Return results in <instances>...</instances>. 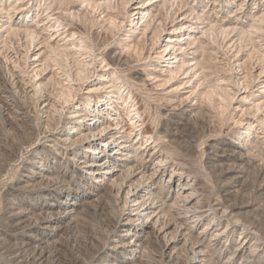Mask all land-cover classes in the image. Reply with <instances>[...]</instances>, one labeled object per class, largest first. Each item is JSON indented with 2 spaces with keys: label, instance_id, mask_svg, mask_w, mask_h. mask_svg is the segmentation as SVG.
<instances>
[{
  "label": "bare ground",
  "instance_id": "obj_1",
  "mask_svg": "<svg viewBox=\"0 0 264 264\" xmlns=\"http://www.w3.org/2000/svg\"><path fill=\"white\" fill-rule=\"evenodd\" d=\"M9 1V19L4 21L6 6L0 0V63L9 68L8 73H0V81L5 83L0 86L1 110L4 124L22 138H16H21L17 149L0 172V204L4 203L6 222L0 227V239L14 244L18 253L29 252L25 264H44L50 256L60 255L58 245L63 238H73L78 219L86 218L84 213L93 209L98 214L109 212L110 220L106 229L85 238L94 252L91 248L93 255L81 264H144L150 261L152 250L161 264H255L262 260L264 232L249 218L255 202L237 199L238 191L247 190L251 167L264 175V153L255 154L250 141L258 139L256 133L252 135L255 125L229 146L228 155L236 162L230 166L232 181L216 196L207 197L197 171L181 163L180 157L181 161L174 160L165 140L169 130L164 128L161 134L145 130L143 107L134 91L141 88L153 94L178 82L182 75L189 77L185 83L190 85L195 78L199 83L190 89L195 102L190 96L180 98L183 85L170 89L174 95L167 92L163 96L168 102L166 114L173 112L177 118L172 120V129L180 121L189 124L200 113L204 102L196 99L201 97L221 93V106L231 108L240 90L249 91L264 77V52L254 40H264V9L259 6L245 12L241 6L237 14L240 18L244 12L241 25L230 19L208 20L205 25L207 17L196 7H187L186 0H70L66 4L60 1L58 7H53L56 0H41L37 7L35 0ZM253 1L257 5L264 0ZM16 11L17 18L12 20ZM90 14L99 27L103 24V33L120 34L115 46L98 47L95 42L101 39L96 41V32L95 42L92 34L87 35L92 28L85 32L88 24L84 20ZM219 34L224 39L222 53L225 57L231 54L235 65L231 64L232 69L226 64L233 70L230 76L216 74L213 80L207 69L213 57H207L203 44L215 42ZM148 41L151 48L146 51ZM130 56L138 63L144 58L145 65L123 68ZM256 68L259 73L254 72ZM232 84L238 93L229 89ZM83 88L85 95L81 94ZM103 89L106 93L95 99L92 92ZM262 91L251 102L247 95L241 96V117L264 113ZM121 101L130 111L129 125L121 118ZM150 145L154 149L147 154ZM58 156H62L59 161ZM209 158L211 166L219 160L218 156ZM169 162L174 164L165 178ZM204 220L208 221L198 230ZM238 227L241 231L235 240ZM234 242L233 253L226 257Z\"/></svg>",
  "mask_w": 264,
  "mask_h": 264
},
{
  "label": "rangeland",
  "instance_id": "obj_2",
  "mask_svg": "<svg viewBox=\"0 0 264 264\" xmlns=\"http://www.w3.org/2000/svg\"><path fill=\"white\" fill-rule=\"evenodd\" d=\"M3 1H4L3 2L4 3L3 6L4 7L6 6V9L2 13V15H3V20L6 21V20L9 19V15L7 14V11L11 7L10 6L11 2L9 0H3ZM40 1L41 0H35L34 7H37ZM60 1H61V3L64 2L62 4H66V3L71 2L72 0L71 1L70 0H63V1L62 0H56V2L54 1L55 3L53 4L54 5L53 7L60 6ZM74 1L75 2H80L81 0H74ZM186 1L189 3V5L187 7H189V6L196 7L197 8V12H200V14L202 13L204 18L207 17V23H205V25L208 24L209 21H213V22L214 21L215 22H217V21H219V22H228L230 20H231L230 22L233 23V24L240 22V25H241V23L244 20V18H242V15H244V12L241 13V15H240L241 17L240 18L237 16L239 11L242 10L241 6H243V7L245 6L243 8V10H245V12L253 11V9L258 10L259 6L264 9V1L262 3H258L259 5L258 4L255 5L253 0H246L245 2L243 0H228V1L227 0L226 1L225 0L224 1H220V0H217V1L216 0H186ZM242 3H245V4L241 5ZM84 4H86V3H84ZM187 7L185 6V8H187ZM17 14L18 13L16 11L14 13V16H13L12 20H15L17 18ZM91 16L92 15L90 14L86 18L88 19V17L90 18ZM93 17L94 16H92L89 20H87L86 18L84 20V21H86L85 24L86 25L88 24L87 25L88 27L84 25V27H87V29H88V31H87V29L85 28L86 29L85 32L92 31L90 33H87V35L91 36V34H92V36H93L92 38L94 40L95 39V37H94L95 34L94 33L96 32V35H95L96 39H97V40L95 39L96 41H98L100 39L101 40L102 39L103 40H107V41H105L106 43L103 40L102 41L100 40V42L98 41L96 43L95 40H94L96 45L100 44V46H98V47L105 48L104 46L106 45V47H107L106 49H110V47H112V45L115 46L117 44V42H118V41H116V39L117 40L119 39L120 34L117 31H114L115 33L116 32L118 33V34L116 33L115 34L116 36H115L113 31L111 33L108 30L107 31L111 33V34L109 33L110 35L108 34V32L107 33H103L105 31V30L103 31V29H102L103 28L102 27L103 24L101 23V27H99L100 26L99 23L97 21H95L96 18H93ZM92 20H94L95 23H94V21L91 22ZM220 20H222V21H220ZM171 22L172 21L169 20V26H171L173 24V22L172 23ZM244 24H246V22ZM205 25H203V26H205ZM93 28H94V30H93ZM4 34L6 35V32H4ZM117 35H119V36H117ZM171 35H173V34H171ZM200 35H201V33L198 34V36H200ZM221 36H222L221 34H219V36H216L217 37L216 38L217 42L215 41V42L212 43V40H211V43H207L206 42V43L203 44L204 48L206 49L205 53H208L207 57H211V58L213 57L214 58V59L212 58L210 61L207 62L208 63L207 64V66H208L207 69H209V71H211L212 74L210 76H211V78L213 80L217 79V77H218L217 75H222V74L225 75L226 74V75L230 76V74L233 73V70H232L233 67L231 66V64L235 65L234 61H233L235 58L232 57L231 54L228 55V57H225L224 53H222L223 52L222 46H223V40L224 39ZM254 40L256 41L255 43H260V45L259 44L258 45L261 46L260 49H262V51L264 52V40L261 41L258 38H254ZM102 42H104L105 44L102 43ZM150 43L151 42H149V41L147 42L146 51H149V49L151 48V46H150L151 44ZM10 45H11V43H10ZM108 46H110V47H108ZM248 47H250V46H248ZM216 51H217L218 54L216 53ZM200 52L202 53V50L199 51V55L201 54ZM133 55H135V53ZM144 55L147 56V54H144ZM131 56H130V60L128 61L129 64L127 63V64L122 65L123 68H125V69L126 68H130V69L132 68L133 69V66L134 67L136 66V68H134V69H137V68H141V67H143L145 65L144 64L145 63V61H144L145 59L143 57H141L143 59H140L141 61H139V63H138L137 61L135 62V60L138 58V57H136L137 55H135V57H133V58H135V60ZM131 58L133 59L132 62H131V60H132ZM2 63L4 64V62H2ZM2 63H0V67L3 66ZM136 63H138V64L136 65ZM226 64H230V67L232 69L229 67V65L226 66ZM4 66H6V63L4 64ZM127 66H129V67H127ZM212 68H213L214 71L212 70ZM0 70H1L0 73L3 74V73H6L9 70V68L6 66L4 68L2 67V69L0 68ZM254 70H255L254 72L259 73L257 68L254 69ZM224 72H227V73H224ZM95 78L96 77H94V79ZM187 78L189 79V77H184L182 75L180 77V79L177 80L178 82L175 81V82H172L171 84H169L170 86L169 85L165 86L164 87V90L166 89L165 91L163 89L154 90L153 91V92H155V93H153L154 95L151 94V93H147V91L145 89H141V88L139 89V91H138V88H136V90L134 88V90H135L134 93L136 92L135 95H136V97L138 99L137 101H139V104L141 105V108L143 107L144 119H146L145 122H144L145 130H147L149 132H154V133H157V134H161V132L165 130L164 128H167L169 130V132H170L168 134L169 136L166 137V139L165 138H163V139L166 140V144H168V147H169L168 149H172L173 150L172 153H173V156H174V160L175 161H181V159H182L184 161L181 162V163L186 164L187 167L189 166L190 170H192V169H193V171L196 170L198 177L200 176L199 177V182L202 184V186H203V188L205 190V194L207 195V197L216 196L218 194L219 190H222L223 188H225L224 184H226L228 181H229V183L232 181L231 179H232V177L234 175L232 167L235 166L236 162L233 159V157H230L228 155L229 154V152H228L229 146H230V144L235 143V140H240L239 137H241L243 133H245L247 130L250 129L249 127H250L251 124L255 125L254 129H251L253 131L252 135L254 136L255 133L258 135V137H257L258 139L255 140V138H251L252 140H250L251 144H253L252 151L255 154H257V155L260 154V156L264 153V123L262 122V121H264L263 120L264 119V113L261 114V112H258V114H254L252 112V114L250 113L249 115L247 114V115H244V116L241 117V115H243L242 114L243 112L241 110L242 107H243V105H242L243 103H241V98H242L241 96L247 95L248 96L247 97L248 98L247 101H250V102L254 98V96H255V98L261 97V95H263V91L262 90H264V88L262 87L264 85V77H262V76L259 77L260 79L256 80L254 82V84H252V86L249 88L250 90L247 91V92H244V90H240L239 93H238L237 89L234 88L233 84H232L233 86L229 85L228 86L229 89H232L231 90L232 92H237L238 94H237L236 98L234 99V101L232 103V107L231 108L227 107V110H226V107L221 106V104H222V99H221L222 95H221V93L212 95V98L206 97L207 100H206L205 97H203V99H201L202 97L199 98V99H196V101L197 100L198 101L201 100L200 101L201 103H202V101L204 103H207V104L209 103L208 105L202 103L203 104L202 108L203 107L204 108L203 109L201 108V110H203L204 112L200 110L199 112L201 114L200 113L197 114V116L194 117L192 119V121L189 122V124L188 123L187 124H183L180 121V123H177V125H176L178 127L176 129H172L173 128L172 127L173 126L172 125V120L174 121L177 118L175 117L176 115H174L173 112L169 113L168 115L166 114L165 108H167L168 102L166 101L165 98H163V96L165 97V95L168 94L167 92L172 90L171 89L172 87L175 88L178 85H181L180 87H182V85H183L182 90H181L180 98H184V97H189L190 96V99H193L192 101L195 102V99H194V97H195L194 95L195 94H193L192 97H191L190 93H191L192 89L193 90L196 89V86L198 85L199 82H195L196 79L194 78L193 81L191 82L192 83L191 85L190 84H186L185 82H186V80H188ZM95 82H97V79H95ZM4 85H5V83L3 81H0V86H4ZM88 85H90V84H88ZM93 86H95V85H93ZM136 87H140V86L137 85ZM85 91H86V88H83V90H82L83 93H81V94L85 95L84 94V93H86ZM105 91L106 90H104V89L102 91H94V92H92V95H93V97L95 99H98L99 96H101L102 94L106 93ZM164 92H165V94H164ZM20 93L22 95V92H20ZM157 93L159 95H157ZM155 95H156V97H155ZM170 95H174V94L170 93ZM161 96H162V98H160ZM162 99H164V100H162ZM175 99L178 100V98H176V97H175ZM159 100H161V101H159ZM219 100H221V101H219ZM123 103H124L123 101H121V103H118V107L120 109L121 118H122V120H124V124L125 125H129L128 124V122H129L128 120H129L130 111H129L128 108L122 107ZM215 103H218V104H215ZM3 105H4V103L2 102V98L0 96V132H1L0 133V136H1V138H0V172L6 166L7 162L9 161L10 153L12 151H15V149H17V145H18V143L20 142V140L22 138V134L19 133L16 129L13 128L14 129L13 130L11 127L9 129V126L4 124L5 123L4 112H2V110H1L3 108L2 107ZM31 106H32L31 108L33 110V107H34L33 104ZM237 107L239 108V110H234ZM211 114L214 116L213 119H212V115ZM104 115H105V117L108 116L107 114H104ZM168 122H170V124ZM23 127H25V126H23ZM25 130H28L27 132L30 131L29 129H25ZM5 131H7L8 133L5 132ZM255 131H257V132H255ZM12 132L16 134L15 135L16 137L14 136V134ZM9 133H10V135H8V137H6L5 134H9ZM17 134H18V136H17ZM19 135H21V136H19ZM19 137H21L20 140L16 139V138H19ZM13 138H14V140H13ZM173 138H175V139H173ZM1 140H3V141H1ZM11 141H13V142H11ZM11 143H15V144H11ZM208 144H214V147L211 148ZM13 145L15 146V148L11 149V148L14 147ZM214 148H215V150H214ZM217 148H219V149H217ZM152 149H154V146L150 145L148 147V149H147V154ZM218 154H220V156ZM223 154H224V156H223ZM210 156H218V158H219V160L217 162H214L215 163V164H213L214 167L211 166L212 163H209L210 162V158H209ZM61 157L62 156H58L57 160L58 161L61 160L62 159ZM216 163H217L218 166L216 165ZM173 164H174V162H169V165H168L169 167H168L167 172H166V174L164 176L165 178L170 175L171 168L173 167ZM220 164H221V166H220ZM230 164H232V165H230ZM152 166H154V165L152 164ZM228 166H229L230 170H229ZM230 166H232V167H230ZM221 167L224 168V171H225V169L227 171H225V173H224L223 172V168H221ZM220 170H222V171L220 172ZM253 170H255V171H253ZM222 172L224 174H222ZM252 173H253V175H252ZM259 173L260 172L258 171L257 168L251 167L250 168V172H249L248 186L246 188L247 190L246 191H244V190L243 191L242 190L238 191L240 195L235 193L234 197L237 198V195H239L238 198H237L239 201H242L244 199L245 200L248 199V201L252 202L251 203L252 205L255 202L254 203L255 204L254 206L256 208L254 210L255 213L251 212V213H254L253 215L251 213H249V218H252L253 222L258 227H260V229H262L260 231V233L262 234V231L264 232V210H263L264 209V190L261 189V186L264 183V175L261 174V173L259 174ZM95 178H97V177H95ZM224 181H226V182H224ZM229 183H227L226 185H228ZM250 184H251V186H250ZM221 185H222V187H221ZM220 187H221V189H220ZM3 204H4L3 202H2V204H0V227L1 228L6 225V222L4 220L3 208H2ZM257 205H259V206H257ZM90 210H91V212H90ZM90 210H89V212L86 213L87 215L84 213V217H86V218H83V215H82L81 218H83L84 220L81 219V218L78 219V220H80L77 223L79 226L77 225L78 226L77 229H76L77 232L75 230V232L73 233V234H75V235H73V238L70 239L66 235V237H65L66 239L63 238L62 243L58 245V252H59L60 255H58V257L50 256L51 258L46 260L44 264H81L82 262H85V261L90 259V257L93 255L94 248L90 247L87 244L85 238H87L89 235H93V233H97L100 230L106 229V227L108 226V223H109L108 220H110L109 212H105L106 215H105V213H101L102 214L101 215L100 213L98 214V213L94 212L93 209H90ZM100 218H102V220ZM98 220H100V221H104L105 220L106 221L105 225L103 224L104 222H101V225H100V221L98 222ZM107 221H108V223H107ZM207 221L208 220L202 221L201 224L198 227V230L201 229L207 223ZM81 226H82L83 230L81 229ZM96 226H98V228H96ZM78 228H80L81 230L78 229ZM240 231H241V227H238L236 229L235 233H234L235 240L239 239V234H240L239 232ZM85 233L87 234V236H86ZM76 234L79 237H76L77 236ZM74 240L76 242H78V243H76ZM1 241L4 242V240L0 239V264H21V263L25 264L24 262L28 261V259L30 258L29 252L21 251V252L18 253V251L17 252L15 251L16 246H13L14 244H12V245L5 244V242L2 243ZM4 245L6 247H4ZM236 245H237V243L234 242V244L230 247V249L226 253V257L229 256L231 253H233ZM85 247L86 248L88 247V248L86 249ZM89 250H92L93 252L91 251L92 253H90ZM77 251H79V252H77ZM151 252H152V256L154 255L153 257L155 259L153 260L152 256H148V258L150 257L149 259L152 262H150L149 260H146L147 263L144 262V264H161L162 261H159L160 257H158V255H157L158 253L155 250H152ZM88 255H90V256H88ZM150 255H151V253H150ZM77 257L78 258L80 257V258L78 259ZM82 258H83V260H81ZM77 261H79V262H77ZM263 262H264V256H263L262 260H259L255 264H262Z\"/></svg>",
  "mask_w": 264,
  "mask_h": 264
}]
</instances>
